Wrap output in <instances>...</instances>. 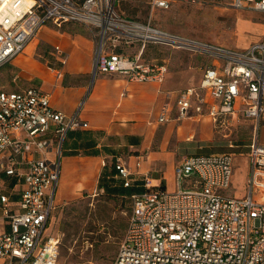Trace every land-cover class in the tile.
<instances>
[{
    "label": "built area",
    "instance_id": "1",
    "mask_svg": "<svg viewBox=\"0 0 264 264\" xmlns=\"http://www.w3.org/2000/svg\"><path fill=\"white\" fill-rule=\"evenodd\" d=\"M235 8L264 13V0H230ZM152 9H169L171 0H149ZM76 22L88 27L96 44V73H117L132 82L163 84L165 60L143 58L148 44L208 55L197 86L170 92L158 116L164 124L174 104L182 120L194 109L226 130L235 147L234 125L264 120V35L245 49L206 43L122 16L117 0H0V67L24 52L52 23ZM137 49L129 53L127 48ZM55 61H64L59 44ZM174 104H173V103ZM51 106L50 95L35 87L0 90V168L19 186V199L0 194L1 264H57L60 237L47 233L56 207L62 148L71 130L87 127ZM234 153L188 154L175 166L176 190L152 189L131 196L126 233L111 264H264V145L257 138L248 153L249 191L224 194L232 183ZM141 166V157L136 162ZM114 180L129 188L135 173L116 158Z\"/></svg>",
    "mask_w": 264,
    "mask_h": 264
},
{
    "label": "crops",
    "instance_id": "2",
    "mask_svg": "<svg viewBox=\"0 0 264 264\" xmlns=\"http://www.w3.org/2000/svg\"><path fill=\"white\" fill-rule=\"evenodd\" d=\"M69 23L76 22L65 24ZM50 24L55 26L52 23H48L42 30ZM60 34L61 37L59 38L51 37L57 41V44L61 46L65 54L63 62H54V54L53 56L39 59L31 52L25 53L24 51L12 61L0 67V75L7 76L5 80L1 81L0 90L17 91L35 87L50 95L51 106L54 110L60 111L68 117L77 115L81 122L88 124L87 127L71 130L64 139L55 209L59 205L60 186L67 173H71V178L73 179L80 177L95 179L100 176L99 173L104 164L110 161L109 159L115 162L116 158L122 157L135 173V181L132 187L125 188L121 182L114 180L113 187L124 189V194L116 195L129 198L131 201L133 194L143 193L147 190L144 185L145 178L150 180L152 189L176 190L175 166L182 156L189 154L187 153L188 151H184V147L189 143L197 144L199 143L198 141H201L206 143L207 146L212 141L213 132L223 136L224 141L229 143V139L224 136L227 131L224 129L218 130L211 118L206 114L197 116L195 110L191 109L188 117L179 120L177 118L176 105L173 102L171 118L164 124L174 122V126L170 125L167 129L158 131L157 124H160L158 116L162 107H159L160 109H158L155 118L153 112L148 118L144 116L143 102L145 100L153 101L156 97V99L161 101V106L164 97L168 93L178 91L175 89L181 90L190 86H197L203 77L204 68L211 63V58L208 55L205 56L210 61L201 65L200 71L192 70L191 68L181 73L179 77L176 76L174 78L175 81L170 80L175 85V88H170L171 83L167 84L168 88L165 86L162 88V84L132 82L127 77L117 73L98 72L90 89L93 78V38L82 31H78L73 35L65 32H60ZM44 35L47 37L48 32ZM37 39H39V36ZM133 48L136 51L137 46L134 45ZM194 58L201 59L197 55ZM166 80L167 77L164 83ZM132 102H135V105ZM245 123L253 125L254 134L251 142L244 145L249 149L248 154L255 138H258L259 142L264 145V120L262 126H260L263 133L260 132L259 136L254 131V122L251 119H243L237 122L234 125V134L238 127ZM196 131L200 133L201 138L194 142ZM190 132L193 133L191 134ZM181 133L191 135L181 137L179 136ZM210 153L219 152L210 150ZM139 157H141V166L138 168L136 162ZM83 165L87 167L84 168ZM113 166L111 170H113ZM96 172L97 176L95 177L94 174ZM15 182V178L8 177L0 168V194H9L12 199H19L20 188L15 186ZM117 192L120 193V191ZM52 220L53 218L50 221V225ZM6 229H8V226L2 218L0 209V230ZM1 263L2 260H0Z\"/></svg>",
    "mask_w": 264,
    "mask_h": 264
},
{
    "label": "rangeland",
    "instance_id": "3",
    "mask_svg": "<svg viewBox=\"0 0 264 264\" xmlns=\"http://www.w3.org/2000/svg\"><path fill=\"white\" fill-rule=\"evenodd\" d=\"M117 10L128 19L143 23L150 21L153 26L163 30L233 49L248 48L254 42L260 41L264 35V13L235 8L230 0H171L169 9L154 10L149 0H117ZM41 31L39 39L32 41L25 50V53L31 52L39 59L55 55L54 46L57 41L52 37H61L60 32L73 35L82 31L92 38L88 27L81 23L64 24L62 28L50 24ZM47 32L46 37L44 34ZM127 51L134 53L135 49L127 48ZM92 53L93 73L96 56L95 41ZM196 55L201 59L194 58ZM143 58L147 61L165 60L168 63L170 72L162 88L164 86L168 88V83H171L170 88H175L170 80L175 81L176 76L179 77L181 73L191 68L199 70L201 65L210 61L205 55L173 49L162 44H148ZM6 77L0 75V85ZM168 101L171 99L167 95L161 106V101L156 97L153 101L145 100L144 116L148 118L153 112L155 118L159 107ZM132 103L135 105V102ZM170 125L174 126L175 123L157 124L158 131L165 130ZM260 132L263 133L262 127L258 131V136ZM190 135L181 133L179 136ZM194 137V142H197L201 135L196 131ZM253 138V125L245 123L240 125L234 134L235 147H230L223 136L213 132L208 147L206 143L198 141L197 144L186 145L184 151H188L189 154H209L210 150L235 153L232 183L224 194L229 197H241L248 193L250 187L248 182L250 164L247 154L249 149L244 145L249 144ZM109 160L111 162L104 164L100 176L96 175L97 172L94 174L95 177L97 176L95 179L81 177L73 179L71 173H67L62 181L59 205L53 211L51 225L47 227V233L60 237L57 264H111L115 257L127 227L131 201L120 195H110L99 188L102 176L111 174L114 161ZM83 167L87 166L83 165ZM110 182L113 185L112 181Z\"/></svg>",
    "mask_w": 264,
    "mask_h": 264
},
{
    "label": "trees",
    "instance_id": "4",
    "mask_svg": "<svg viewBox=\"0 0 264 264\" xmlns=\"http://www.w3.org/2000/svg\"><path fill=\"white\" fill-rule=\"evenodd\" d=\"M110 173L111 174H104L102 176L100 183H99V188L104 189L110 195L124 194L125 193L124 189H122V188L117 189V188L113 187V185L110 182V181H112V183L114 184V178L112 176L114 175L115 170L114 169L111 170ZM105 180H106V182H105ZM117 191H120V193Z\"/></svg>",
    "mask_w": 264,
    "mask_h": 264
},
{
    "label": "water",
    "instance_id": "5",
    "mask_svg": "<svg viewBox=\"0 0 264 264\" xmlns=\"http://www.w3.org/2000/svg\"><path fill=\"white\" fill-rule=\"evenodd\" d=\"M95 77H96V72L94 71V72H93V78H92V82H91L90 89H91L92 85L94 84V79H95Z\"/></svg>",
    "mask_w": 264,
    "mask_h": 264
}]
</instances>
